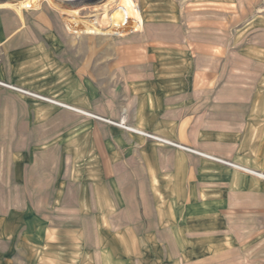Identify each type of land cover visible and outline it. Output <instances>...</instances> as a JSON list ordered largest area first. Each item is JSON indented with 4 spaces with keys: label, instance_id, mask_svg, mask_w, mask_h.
Masks as SVG:
<instances>
[{
    "label": "crops",
    "instance_id": "crops-1",
    "mask_svg": "<svg viewBox=\"0 0 264 264\" xmlns=\"http://www.w3.org/2000/svg\"><path fill=\"white\" fill-rule=\"evenodd\" d=\"M220 2L202 9L226 10L228 57L257 69H68L63 96L36 84L60 79L35 69L56 45L32 6L0 5V82L52 104L0 87L35 155L0 174V264H264V0Z\"/></svg>",
    "mask_w": 264,
    "mask_h": 264
},
{
    "label": "rangeland",
    "instance_id": "rangeland-1",
    "mask_svg": "<svg viewBox=\"0 0 264 264\" xmlns=\"http://www.w3.org/2000/svg\"><path fill=\"white\" fill-rule=\"evenodd\" d=\"M22 1L32 6L22 12L30 27L42 31L48 44L56 45L50 56L39 59L35 69H58L60 81L36 84H42L47 90L59 84L62 96L68 94V69H113L112 76L116 79L128 76L124 73L132 69H179V63L181 69L183 66L186 69H227L228 64H234V69H257L239 63L236 54L228 57L231 43L227 41L230 28L226 26V10L216 6L202 9L212 7L210 3H221L220 0H94L86 5L64 0ZM7 91L52 105L35 98L31 90H26L30 94L10 88ZM3 100L0 96V101ZM4 104L0 106V174L4 168H8V172L14 168H33L35 155L26 153L24 147L33 146L34 139L27 143L28 139L19 138L18 124L3 119V114L8 116L11 109L8 101ZM54 107L69 110L80 120L89 119L81 109L83 114L68 109L69 106ZM33 237V233H28L32 240L27 242V248L32 247ZM250 253L254 260L260 257L258 250ZM42 254L47 258L51 252L43 249ZM27 255L31 258L29 249ZM60 257L65 259L62 254Z\"/></svg>",
    "mask_w": 264,
    "mask_h": 264
},
{
    "label": "built area",
    "instance_id": "built-area-1",
    "mask_svg": "<svg viewBox=\"0 0 264 264\" xmlns=\"http://www.w3.org/2000/svg\"><path fill=\"white\" fill-rule=\"evenodd\" d=\"M0 86L8 87V88L11 87V86L6 85L5 83H2V82H0ZM15 90L20 91V92H22V93L30 94V93H28V92H26V91H23V90H20V89H16V88H15ZM31 95H32V94H31ZM33 96H35V97H37V98H40V99H43V97H40V96H37V95H33ZM68 108L71 109V110H74V111H76V112H78V113H81L79 110L74 109V108H72V107H68ZM81 114H83V113H81ZM87 114H88V113H87ZM83 115H85V114H83ZM86 116H90V117H93V118H95V119H100V118L97 117L96 115H92V114H89V115H86ZM103 120H104L105 122L111 124V125H116V126H118V127H121L122 129L134 131L133 129L127 127V126L125 125V123L122 122V121H121V122H114V121H111V120H105V119H103ZM136 132H137V131H136ZM144 135H145L146 137H148V138L154 140V141L159 142V143L166 144V145L172 146V147H174V148H178V149H183V150H185V151H188V152L193 153V154L198 155V156H203V157L208 158V159H212V160H216V161H222V160L217 159V158H215V157L208 156V155L203 154V153H200V152H198V151H195V150H192V149H189V148L183 147V146H181V145H178V144H175V143H172V142L166 141V140L161 139V138H159V137H155V136H153V135H149V134H144Z\"/></svg>",
    "mask_w": 264,
    "mask_h": 264
},
{
    "label": "bare ground",
    "instance_id": "bare-ground-1",
    "mask_svg": "<svg viewBox=\"0 0 264 264\" xmlns=\"http://www.w3.org/2000/svg\"><path fill=\"white\" fill-rule=\"evenodd\" d=\"M64 1H71L72 4H75V5L76 4L77 5H79V4L86 5L88 2L87 0H64ZM18 3H20V0H0V5H4V6H14V5H17ZM11 88H12V86H11ZM84 114L89 115L87 113H84Z\"/></svg>",
    "mask_w": 264,
    "mask_h": 264
},
{
    "label": "water",
    "instance_id": "water-1",
    "mask_svg": "<svg viewBox=\"0 0 264 264\" xmlns=\"http://www.w3.org/2000/svg\"><path fill=\"white\" fill-rule=\"evenodd\" d=\"M88 2H92V1H94V0H87Z\"/></svg>",
    "mask_w": 264,
    "mask_h": 264
}]
</instances>
